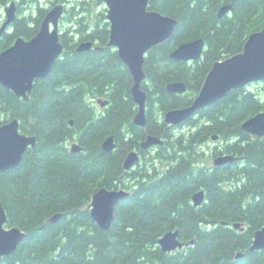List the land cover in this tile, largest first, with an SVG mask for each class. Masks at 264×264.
I'll return each mask as SVG.
<instances>
[{"label":"trees","instance_id":"1","mask_svg":"<svg viewBox=\"0 0 264 264\" xmlns=\"http://www.w3.org/2000/svg\"><path fill=\"white\" fill-rule=\"evenodd\" d=\"M229 3L231 12L218 18L219 9ZM149 8L176 18L178 26L146 56L145 127L133 123V79L118 51L107 46L106 13L96 12L89 0L64 17L63 55L47 77L35 81L29 101L0 85V126L17 117L21 131L37 137L36 147L26 151L17 168L0 171L7 226L27 233L0 264H264V249L250 251L254 233L264 226V136L253 139L241 127L264 111L262 97L248 86L233 89L184 122L188 133L174 134L176 126L162 118L172 108L191 105L213 64L240 52L250 34L264 27V0H150ZM46 12L39 7L35 19L19 18L1 38L0 51L19 36H34ZM197 38L206 40L199 61L171 59L180 44ZM87 40L103 48L76 51ZM178 80L187 84V92H168L167 84ZM100 97L110 100L102 114L94 105ZM150 134L168 140L147 159L151 163L125 171L127 152L140 149ZM111 135L116 148L106 152L102 143ZM213 135L219 136L215 156L241 159L208 165L205 153ZM73 139L83 151H70ZM102 187L131 191L117 204L108 231L93 220L89 208ZM200 190L205 201L194 206L192 195ZM57 212L65 216L45 223ZM233 222H246V230H235ZM175 229L182 241L194 243L164 252L159 239ZM239 250L246 256L237 260Z\"/></svg>","mask_w":264,"mask_h":264},{"label":"water","instance_id":"2","mask_svg":"<svg viewBox=\"0 0 264 264\" xmlns=\"http://www.w3.org/2000/svg\"><path fill=\"white\" fill-rule=\"evenodd\" d=\"M106 4V19L109 22L110 37L107 43L118 51L122 62L127 66L133 84L132 98L137 104V112L133 116L135 125L145 127L147 124L148 94L143 88L148 74L145 70L147 54L156 46L169 40L178 26V20L164 15L158 10L149 8L150 0H103ZM233 9L231 3L223 5L218 11V18H222ZM5 20L0 25V40L8 32V28L17 20V4L12 0L4 8ZM65 12V5L57 3L47 11L43 17L39 31L27 39L19 36L9 47L0 51V85L13 91L17 97L26 101L37 79L47 77L55 62L61 58L64 45L61 41L60 21ZM103 46L95 45L93 40L82 41L76 46V51L85 52L92 49L101 50ZM206 49V40L197 38L180 44L170 53L176 61H199ZM256 82H264V27L248 37L244 48L225 59L217 60L206 75L201 89L191 105L172 108L164 115V121L169 126L179 125L188 121L196 113L208 105L220 100L231 90L245 87ZM170 93L184 94L188 87L184 81H172L166 86ZM98 102L102 106L109 103V99L100 97ZM74 124V120H70ZM242 129L253 139L264 136V111L245 120ZM212 138L217 140L218 135ZM37 137L21 131L20 120L15 117L0 126V171L17 168L29 148H35ZM162 135H148L141 142V149L148 150L156 145H163ZM102 148L112 152L116 148L113 135L107 137ZM84 147L74 142L70 151L77 153ZM241 157L232 154L217 156L214 166H221L235 162ZM140 162V153L133 149L128 152L123 162V169L129 171ZM131 196V191L124 188L108 189L102 187L94 194L89 205L91 216L99 227L108 231L115 219V208L119 202ZM206 198L204 190L193 195V203L200 206ZM65 216L64 212H57L48 217L47 224L56 223ZM8 216L3 204H0V263L17 251L27 233L18 226H7ZM226 225L227 222L222 221ZM232 228L237 231L246 229V222H233ZM178 229L166 232L160 239L159 245L164 252H174L193 244L194 240H181ZM264 249V226L254 233L250 251ZM246 252L238 251L235 259H242Z\"/></svg>","mask_w":264,"mask_h":264},{"label":"rangeland","instance_id":"3","mask_svg":"<svg viewBox=\"0 0 264 264\" xmlns=\"http://www.w3.org/2000/svg\"><path fill=\"white\" fill-rule=\"evenodd\" d=\"M50 1L51 0H28V2L25 1V2H23V5H22L23 7H22L18 17L23 18V17L27 16V17H32L33 19H35L36 17H38V8L39 7L45 8L48 11L49 9H51L54 6V5L52 6ZM81 1L82 0H55V3H63L67 9L66 12H64V16H62L61 21H60V32L61 33H63L66 30V28L68 27V24L66 22L64 23V17L67 16V13L74 6H76L77 4H80ZM89 1H91L92 7L97 8L96 12H100V11H105V13L107 12L106 4L103 0H89ZM9 3H10V0H5V2H3L0 5V23L1 24L4 22V20L6 18L4 8ZM40 15H42V14H40ZM11 27H12V25H11ZM247 86L249 89L258 93L259 96H261L263 101H264V82H256V83L249 84ZM162 118L164 119V115ZM177 126H178L177 128L173 129L174 134H180V133H184V132L188 133L189 132V126L188 125L183 124V125H177ZM167 140L168 139L166 138V141ZM217 140H214V139L212 140V138H211V140L209 141V147L207 148L206 153H205V157L209 159L208 163H207L208 165H213L214 159L217 156H219V155L215 156V153H216L215 152V146L218 143ZM73 141H77V140L73 139V140L69 141L68 142L69 146L71 145V143ZM155 152H156V150H155V148H153V149H151V152H148L146 154V156L142 155L140 162L138 164H144V163L149 164V163H151V160H147V159L150 158L153 154H155ZM164 163H167L168 165L170 164L169 160H167V159L164 160ZM138 164L133 168L134 170H136V168L139 166ZM158 164H159V162H158ZM166 168H167V165L166 166H164V164L161 165V169L166 170Z\"/></svg>","mask_w":264,"mask_h":264},{"label":"flooded vegetation","instance_id":"4","mask_svg":"<svg viewBox=\"0 0 264 264\" xmlns=\"http://www.w3.org/2000/svg\"><path fill=\"white\" fill-rule=\"evenodd\" d=\"M12 0H10V2H11ZM15 2H16V4H17V14L19 15L20 14V11H21V9H22V5H23V2H25V1H27L28 2V0H14ZM50 3L52 4V6L53 5H56L57 3H55V0H51L50 1ZM66 6H65V12H66ZM64 16V15H63ZM19 18V17H18ZM17 18V19H18ZM17 21V20H16ZM16 21L12 24V27H9L8 28V32H11L12 30H13V28H14V25H15V23H16ZM62 24V23H61ZM0 25H1V23H0ZM7 33V32H6ZM5 33V34H6ZM26 38V37H25ZM27 39H29V38H27ZM103 98H105V99H108V98H106V97H103ZM99 99V98H98ZM98 99L94 102V105L97 107V109L99 110L98 111V113L99 114H102V113H104L105 112V110L109 107V104H110V100H109V103L108 104H106L105 106H102L101 105V103H99L98 102ZM148 102V101H147ZM147 110H148V106H147V109H146V113H147ZM147 116H148V114H147ZM71 123V122H70ZM147 123H148V117H147ZM184 123H181V124H179V125H183ZM73 125V124H72ZM147 125V124H146ZM169 126V125H168ZM178 126H176V128H177ZM163 136V135H162ZM164 137V136H163ZM165 138V137H164ZM74 142H79V141H73L72 143H71V145L74 143ZM165 142H166V138H165ZM80 143V142H79ZM71 145L69 146V144H68V147H69V149H70V147H71ZM165 145V143L163 144V145H156V146H153V147H151V148H149L148 150H142L141 148L140 149H136V150H138L139 151V153H140V159H141V157H142V155H144V153L143 152H151V149H153V148H155V150L157 151V149H158V147H161V146H164ZM155 154H156V152H155ZM136 166V165H135ZM134 166V167H135ZM194 195V194H193ZM193 195H192V202H193ZM193 205H194V203H193ZM195 206V205H194ZM246 230V229H245ZM244 230V231H245ZM244 231H241V232H244ZM239 251H241V250H239ZM238 252V251H237ZM236 252V253H237ZM243 252V251H242Z\"/></svg>","mask_w":264,"mask_h":264},{"label":"bare ground","instance_id":"5","mask_svg":"<svg viewBox=\"0 0 264 264\" xmlns=\"http://www.w3.org/2000/svg\"><path fill=\"white\" fill-rule=\"evenodd\" d=\"M9 121H10V120H9ZM9 121H8V122H9ZM71 146H72V145H71ZM70 149H71V147H70ZM77 153H79V152H77Z\"/></svg>","mask_w":264,"mask_h":264}]
</instances>
